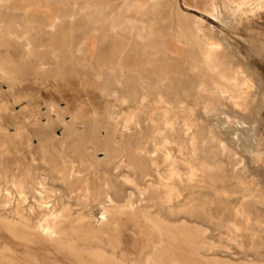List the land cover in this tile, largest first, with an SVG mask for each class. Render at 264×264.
<instances>
[{
  "label": "rangeland",
  "instance_id": "obj_1",
  "mask_svg": "<svg viewBox=\"0 0 264 264\" xmlns=\"http://www.w3.org/2000/svg\"><path fill=\"white\" fill-rule=\"evenodd\" d=\"M37 1L9 0L7 4L0 6V177L6 170L21 173L30 167L31 172H34L40 170L37 167L43 168L51 164L52 161L46 163L40 160L43 150L54 157H58L59 152L68 151L66 160L69 166L84 167L82 149L87 144L91 145V138L99 135L98 130H101L103 136L110 128L109 132L134 143L138 135L154 133L156 125L162 124L163 114L166 113L176 127L174 135L178 139L171 142L175 149L179 142L183 145V154L189 156L190 141L194 139L197 161L211 162L212 166L209 170L200 171L194 186L181 188L182 196L179 195L180 197L168 203L170 208H174L172 212L167 208L159 212V232L151 233L147 227L141 223L135 225L124 215L119 223H114L111 214H106L105 221L108 224L102 228L111 229L116 252L125 259L123 264H264V0H254L239 8L229 6V0H169L164 4L158 0H126L129 4L138 5L146 2V9L138 16L139 20L129 21L123 18L130 11L126 8L127 4H121V0H91L96 1V6L105 7V14H109L110 10V15L117 14L108 22L116 24V32L106 29L107 26L102 29L109 36L98 44L95 65L84 58L86 44L82 42L81 35L91 24L83 12L79 11L71 16L73 0H51L53 5H49L48 10L42 4L35 3ZM61 12L64 18L52 34L46 28L39 27L40 22H51L42 17ZM24 16L27 17L24 19ZM82 24L87 27L76 29V26ZM143 24L147 27L143 32L145 53L135 56L129 46L125 45L121 54L118 51L113 53L115 56H122L120 64H117L118 60L110 59L109 56L113 54L108 49L114 39H121L120 36L125 35L126 40L132 37L140 41L135 35ZM22 31L25 35L19 37L18 34H22ZM203 38L218 43L216 50L221 66L223 65L231 81L242 87L244 94L234 99L230 94L232 90L214 94L207 89L198 91L195 86L175 96L169 88L164 87V99L168 103L157 101L160 82L158 74H153V67L167 65L165 62L168 63V57L173 54L166 48H176L184 56H188L197 53L195 43L202 42ZM150 61L152 62L149 63ZM203 72L202 79L209 88L218 79V75L207 68H203ZM142 94L147 100L139 104ZM184 121H189L188 128H185ZM64 123L70 124L69 127L66 128ZM72 143L76 148L70 147ZM126 149H130L129 146ZM86 154L89 152L86 151ZM103 155L99 151V157L102 158ZM33 156L36 157L35 160H31ZM89 172L92 173L93 169L90 168ZM98 174L103 176L107 173L100 171ZM60 182L64 183L63 180ZM223 188H226L225 191ZM141 195L132 190L136 206L146 202L143 200L144 194ZM238 196L241 197L239 200ZM93 208L94 218L99 217L100 209L97 206ZM235 225L240 228L239 231ZM101 238L107 242L108 236L104 234ZM0 245H7L9 249L6 252H13L18 264H32L27 258L28 250L29 255L37 258L38 264H55L57 261V264H72L48 242L42 245L35 242L26 244L4 229H0ZM53 261L55 262L52 263Z\"/></svg>",
  "mask_w": 264,
  "mask_h": 264
},
{
  "label": "bare ground",
  "instance_id": "obj_2",
  "mask_svg": "<svg viewBox=\"0 0 264 264\" xmlns=\"http://www.w3.org/2000/svg\"><path fill=\"white\" fill-rule=\"evenodd\" d=\"M7 1H9V0H0V6L7 4ZM121 1H122L121 4H125V5L127 4L126 8H127V10L130 11L129 12L130 14L123 15V18L128 20V21L131 19L137 20L138 16L143 13L142 11L144 9H146V6H144L146 4V2L138 5V4H134V3L129 4L128 2H126V0H121ZM149 1H151V0H149ZM158 1L161 4H164V3H167L169 0H158ZM253 1L254 0H229L228 5L231 7L234 6V7L239 8L242 5L244 7V4L252 3ZM260 1L261 0H259V2ZM195 2H197V1H195ZM35 3L42 4V6H45L46 7L45 10L49 9V8H47L49 5H53L51 0H38ZM73 3H74V5L72 4L73 5V15L71 14V16H74V14L76 12H79V11L83 12L85 15V18L91 24V25H89L88 30L83 31L81 35L83 37L82 42H84L86 44L84 58L88 62L95 65V61L98 58L97 57L98 56L97 55L98 54V44H99L100 40H103L109 36L107 34V31L106 30L102 31V29L103 28L105 29V26H107L106 29L114 31V29L116 28L115 27L116 24H112V23H108V22H110V20H112V18H114L115 15H117V14H114V15L111 14L110 15L111 10L108 12L109 14H105V7L96 6V4H95L96 1L92 2L91 0H81V1L73 0ZM150 3L151 2H149V4ZM177 3H178V1H177ZM194 4H196V3H194ZM198 5L196 4V6H198ZM255 5L256 4H254V6ZM214 7H215V5H214ZM207 12H208V10H207ZM113 13H115V12H113ZM216 16H218V15H216ZM25 17H27V16H24V19H25ZM42 18H44L45 20L46 19L51 20V22H44V21L40 22L39 27L46 28L48 30V33L52 34V32H54L57 29L58 23L64 18V14L61 12L60 14L49 15V16H45ZM150 18L148 17V19H150ZM152 18L154 19V16H152ZM199 19H201V18H199ZM24 21H26V20H24ZM144 22H146V21H144ZM17 24L19 25L20 23H17ZM82 25L76 26V29H78V28L80 29V27L86 26L85 24L83 26ZM155 25L157 27V24H155ZM195 25H196V23H195ZM139 26L140 25H138V28H139ZM122 27H124V26H122ZM132 27H134V26H132ZM146 28L147 27L144 24L141 25L139 32L137 33V35H135V37H138L140 39V41L135 39V38L132 39V37H131V39L128 38L126 40L124 38V36H125L124 34H123L124 36H120L121 39H118V40H115L117 37L116 38L113 37L115 39L111 44L109 43L110 47L108 49V52L113 54L117 51L118 52L123 51L124 47L129 46V50L131 52H133V54L135 56L142 54V53H145L146 42H144L145 34L143 35V32H144V30H147ZM131 29H134V28H131ZM136 29H134V31ZM2 30L4 31V29H2ZM42 30H44V29H42ZM114 32H116V31H114ZM124 32H125V30H124ZM195 32H197V31H195ZM96 33H100V34L99 35L97 34L98 35L97 36ZM190 33H191V31H190ZM121 34L122 33H120V35ZM24 35H25V33L23 31H22V34L21 33L18 34L19 37L24 36ZM146 35H147V32H146ZM190 35H192V34H190ZM31 36H33V35H31ZM126 36H128V35H126ZM56 37H58V36H56ZM206 38H203L202 42H196L195 44L197 45V47H196L197 53H195V54L193 53V54L188 55V56H184L183 52H181L180 50H177L176 48H171L170 46L167 47L166 49L169 50L173 54V55H171V57H168L169 58L168 63H167V61L165 62L167 65L164 66L162 64L159 67H157V66L153 67L152 66L153 67V74H158L157 79L160 82V88H159V93H158L159 99L157 101L162 102V103H165V102L168 103V100L164 99V87L166 89L169 88L171 90L172 94H174L175 96H179L180 93L187 92V91L191 90L192 88H194L195 86H197L196 88L198 91H202V90L207 89L214 94H218V93H222L224 91L232 90V91H230L231 92L230 94H231L232 98L234 97V99L241 97L244 94L242 87L240 85H238L237 82L231 81L228 74L225 73L226 70L223 69V65L221 66V60H220V57H219L218 52L216 50L218 43H216L212 40H208ZM200 39H201V37H200ZM48 40H50V39H48ZM196 40H197V37H196ZM43 42H41V43L43 44ZM76 45H77V42H76ZM43 46H44V44H43ZM119 54H121V52ZM52 57H53V55H52ZM109 58L118 60L119 63H117V62L116 63L120 64L122 56L121 55L115 56L113 54V55H110ZM136 62H137V60H136ZM151 62L152 61H150L149 63H151ZM145 63L146 62H144V64ZM107 66H108V68L110 67V65H107ZM111 67L114 68L113 66H111ZM112 68H111V70L113 71ZM203 68H205V69L207 68V70L209 69L210 71L213 70L218 75V79L214 80L213 85L211 84V87L209 86V88H208V86H205L206 83L202 79V76H204ZM0 70H2L1 63H0ZM119 71H120V69H119ZM235 73H237V72L235 71ZM105 83H106V81H105ZM54 84H55V82H54ZM52 85H53V83H52ZM23 89H24V87H23ZM35 89H37V88H35ZM233 90H234V93H232ZM3 94H4V92H3ZM17 95L18 94H16V96ZM132 95H133V93H132ZM28 96H29V94H28ZM4 97H6V96H4ZM29 98L31 99V97H29ZM36 99L38 100V98H36ZM145 100H147V98L145 95L142 94L141 98L139 99V104H143L145 102ZM15 101H16V99H15ZM124 101H125V99H124ZM154 102H155V100H154ZM200 103H202V102H200ZM48 104H49V102H48ZM139 104H137V105H139ZM235 104H237V102ZM38 105H40V104H38ZM125 105H126V103H125ZM194 105L196 106V104H194ZM244 105H246V104H244ZM0 106H1V104H0ZM49 107L52 108V106H50V104H49ZM158 107L160 108V106H158ZM161 107H164V106H161ZM149 108H150V106H149ZM166 108H167V106H166ZM46 109H49V108H46ZM54 109H55V107H54ZM153 110H155V109H153ZM185 113L186 112H184V114ZM85 114H87V113H85ZM163 116L164 117H163L162 124H160V126H157L155 124L156 129L154 130V133H152L151 135H147V136L138 135V137L135 139L134 143H132V142L130 143L129 139H122V138L118 137L117 135H114L113 132L112 133L109 132L108 130L110 128L107 129L106 135H103V136L101 135V130H98L99 135L96 134L94 136V138H91L92 139L91 145L87 144L82 149V152H81L82 156H83L82 157L83 158L82 164L84 167L72 168L71 166H69V164L66 160V155L68 154V151L59 152V153H57L58 157H54V156H52V154L43 150L41 155H40V160H42L43 162H46V163H48L50 161H52V162H51V164L44 166L43 168L37 167V169H40V170L31 172L30 167L26 168L21 173L6 170L0 177V229H4V230L8 231V233H10L12 235V237L14 236V238L18 239L19 241L25 242L26 244H31L32 242H35V243H39V244L41 243V245H42L45 242H48L50 245L53 246V248H55L56 251L57 250L60 251L64 258H67L68 260H70L72 262V264H123L125 259L122 255L119 256L118 253L116 252L115 244H114L113 238H112L113 236L111 234V229L108 227H106L104 229L102 228L104 225L108 224V222L105 221L106 214L107 213L111 214V216L113 217L112 222H114V223H119L121 216L124 215L126 218L131 219L135 225L141 223V225L147 227V229L151 233L159 232V228L161 225V224L159 225V218H160L159 212L165 211V208L169 209L172 212L174 210V208L173 209L170 208L168 203H171L170 201H172V199L178 197L179 195L182 196L180 194L181 188L184 186H188V187L194 186V183L197 181V179H198L197 177L199 176L200 171L205 170V169L209 170L212 166V163L205 161V159H204L205 162H201V161L198 162L197 161V157H198L197 145H196V142L194 141V139H191V141H190L191 150L190 151L187 150L188 152H190L189 156L183 154V148H182L183 145L179 144V142L177 143V146L175 149V147H174L175 145L173 146V144L171 143L174 139H175V141H177L176 139H178L177 137L175 138V135H174L175 134L174 131H176L175 124H174V122L169 120V118L166 116V113H164ZM183 117H184V115H183ZM10 118H11V115H10ZM142 118H143V116H142ZM152 118H153V116H152ZM10 121H12V120H10ZM186 121H184L183 123H184L185 128H188L189 121H188V123ZM63 122L64 121H62V123ZM193 122L194 121H192V124H193ZM69 125L64 123V126L66 128H68ZM14 127H17V126H14ZM83 127H84V125H83ZM14 133H16V132H14ZM18 137H21V136H18ZM28 138H32V137H28ZM20 139H22V138H20ZM203 144H206V143L203 142ZM217 145H219V143ZM126 146H129L130 149H126ZM207 146H209V145H207ZM70 147L73 149L76 148L73 143ZM172 150L176 151L177 153L176 152L174 153V151H172ZM86 151L89 152L88 155L86 154ZM99 151L100 152L102 151L104 153L102 158L99 157ZM210 155H209V157H210ZM257 156H260V155L257 153ZM35 159H36V157H34V156L31 157V160H35ZM102 161H104V162H102ZM221 161H222V159H221ZM213 164H214V162H213ZM90 168L93 169L92 173L89 172ZM230 170L232 171V169H230ZM100 171H103L107 174H104L103 176L99 175L98 173ZM61 180H63L64 183H61L60 182ZM241 180H243V179H241ZM219 187H221V186H219ZM225 189L223 188L224 191H225ZM244 189H245V187H244ZM132 190L137 191L139 195L144 194L143 200L145 199L146 202L142 203L139 206H136L134 204L135 200L132 198ZM255 192H256V189H255ZM221 193H219V194H221ZM242 194H241V197H242ZM214 195H216V194L214 193ZM250 195H251V193H250ZM224 196H225V194H224ZM239 196H238V200L241 198V197L239 198ZM12 197H14V199ZM256 198H258V197H256ZM244 199H245V196H244ZM148 200H154V201L150 203V202H147ZM230 200H232V199H230ZM231 204H232V202H231ZM245 204H246V202H245ZM94 206H97L100 209V214H101L99 217H97V218L95 217L96 219L94 218V214H93V209H94L93 207ZM154 206H157V208H154ZM220 206H222V205H220ZM241 207H242V205H241ZM218 208H220V207H218ZM216 209H217V207H216ZM209 210H211V209H209ZM227 212H229V211L227 210ZM97 214H96V216H97ZM217 216H218V214H217ZM109 221H111V220H109ZM168 223H169V221H168ZM171 223H172V221H171ZM203 226L204 225H202V227ZM130 228H131V226H130ZM205 228H206V226H205ZM236 228L238 229L237 226H236ZM207 229H209V228H207ZM239 230H240V228L238 229V231ZM235 231H236V229H235ZM125 233H127V232H125ZM227 233H228V231H227ZM104 234L108 236L107 242H104L103 239L101 238V235H104ZM220 234H222V233L220 232ZM136 235H134V236H136ZM225 236H227V235H225ZM131 240H134V238ZM140 242H141V240H140ZM237 242H238V240H237ZM158 243H160V242H158ZM204 244H207V243H204ZM208 244H210V243L208 242ZM214 244H215V242H214ZM241 245H243V244H241ZM47 248H48V246H47ZM228 248H231V247H228ZM6 249H9V248H7V245H0V264H5V263L6 264H18L19 262L13 256V252H10L8 250L10 253H7ZM136 249H138V248H136ZM214 249L216 250V248H214ZM126 250H127V248H126ZM123 251H124V248H123ZM131 251H132V249H131ZM260 252H263V251H260ZM36 253H34V254H36ZM26 254L28 255V257H27L28 260L30 262H32V264H38L37 258L29 255V250L26 251ZM34 256H36V255H34ZM204 257H206V256H204ZM46 259L48 260V258H46ZM54 262L55 261H53L52 263H54ZM57 262H55V264H57ZM42 263H44V262H42ZM239 263H241V262H239ZM242 263H244V262H242Z\"/></svg>",
  "mask_w": 264,
  "mask_h": 264
}]
</instances>
